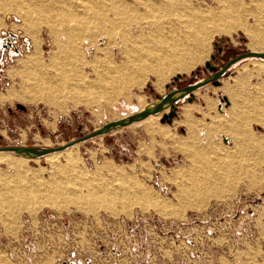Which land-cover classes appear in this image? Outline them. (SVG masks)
I'll list each match as a JSON object with an SVG mask.
<instances>
[{"label":"rangeland","instance_id":"obj_1","mask_svg":"<svg viewBox=\"0 0 264 264\" xmlns=\"http://www.w3.org/2000/svg\"><path fill=\"white\" fill-rule=\"evenodd\" d=\"M165 1L0 0V147L75 144L54 160L5 153L0 264H264V58L235 62L219 84H204L146 123L74 141L213 75L206 61L218 69L252 50L242 27L264 19V0H167L173 8ZM193 10H210L220 30L204 40ZM155 39L174 56L170 64L160 65V78L148 72L141 87L123 90L115 68L129 58L126 77L153 70L139 60ZM62 80L68 90L92 88L76 95L78 104L70 90L52 97L49 88ZM174 110L171 122L161 120ZM211 168L228 179L179 205L181 181ZM52 183L77 191L79 207H16L18 194L29 199L35 185ZM114 197L124 199L110 204Z\"/></svg>","mask_w":264,"mask_h":264},{"label":"bare ground","instance_id":"obj_2","mask_svg":"<svg viewBox=\"0 0 264 264\" xmlns=\"http://www.w3.org/2000/svg\"><path fill=\"white\" fill-rule=\"evenodd\" d=\"M165 3H166L165 4L166 7L173 8V4H171V2L166 0ZM189 15H190V17L193 18V21L200 27L199 28L200 29L199 34L204 40L209 35L212 37V35L216 34L220 30V25L221 24H218V21H216V18L214 16V14L210 10H207L205 12L193 10V11H190ZM256 17H257V15H256ZM261 17H260V19L258 17L255 19L256 20V26H253L251 28L242 27L244 32H245V34L247 36H249V38H250V41H251L250 48L252 50H255V51H258V52L262 48L263 43H264V19H261ZM262 26H263V28H262ZM238 27H239V25H238ZM209 29H212L213 31L210 32V31H208ZM231 31H232V29L228 30L227 34L230 33ZM74 37L72 36L71 38H74ZM79 40H80V38H79ZM156 40L157 39H155L153 42H150L151 40L149 42H147L148 44H153V45H152V47H147V53L145 54L144 57H142L139 60L140 63L141 62H143V63L149 62V64H153L154 65L153 70L145 68L144 70H139L137 72L134 71L135 72L134 74H137V76H134L135 78H133V76L126 77L125 76L126 75L125 72L128 71V68H127L128 67V63L130 65V62H131V60L129 58H128V61L126 63L125 62L123 63V66L120 69L117 68V67L115 68V72L114 73L120 74V76H121V78H119V79L121 81L120 83L123 85L122 86L123 90H127V89L129 90L130 88L134 87L136 83L139 85V87H141L143 85V83L145 82L146 78H147L146 75L148 74V72L154 73L157 77L160 78L161 75L164 73L162 68H159L160 65L163 63V61L166 62L167 64H170V61L172 60V58L174 56L171 53H169L168 50H165L166 47H165V49L163 48L164 46L161 45L162 42H159V41H156ZM159 44L161 46H158ZM167 49H168V47H167ZM73 52H74L75 56H79L78 52H75V50ZM260 60H263V59H260ZM53 61H54V59H53ZM71 61H73V59L70 60V62ZM36 64H37V66H40V59L37 60ZM257 64H260V62L257 63ZM71 66H73V65H71ZM258 66H260L259 68H260L261 71L264 70V65L260 64ZM42 68H43V66H42ZM123 69H124V74L122 73ZM179 71H181V70L179 69ZM131 78H133L135 80H131ZM100 80L102 82V78L101 77H100L99 81ZM163 82H165V81H161L160 80L159 83H157V88L159 90L163 89V85H164ZM47 84L48 83L45 82V85H47ZM65 85H66L65 81L62 80L61 83L56 84V85L52 86L51 88H49V92L53 93V94H51L52 97L56 93H62L64 91L66 92V91L70 90L69 92H71V94L73 95L72 96V100L75 101L76 104H78L79 97L76 96V95H78L79 92H84L85 93L89 89L92 88V86L89 85V84H86V82L85 83L82 82L81 84H77V85H75L72 88L69 87V90H68L67 86H65ZM46 90H48V89H46ZM198 90L199 89H197L196 91H198ZM42 92L44 93V91H42ZM181 96H182V94L173 95V97L171 99H169V101L167 103H165L164 109L168 110L170 104L174 100L180 98ZM47 98H48V96H47ZM39 99H40V97H39ZM49 99H51V97H49ZM33 102H35V101H33ZM154 104L155 103L148 104V105H146V108H150V107L154 106ZM158 115H161V112H158L156 114L155 113H149L146 116H144L143 119H141L140 121H135L133 123H146L148 120H151L152 117H158ZM159 118H160V116H159ZM133 123H130V124H133ZM73 145H75V144H71L67 148H64V149H61V150H53V152L47 153L44 156L48 157L49 160H54L56 158L57 154L62 153V152H69L68 151V150H70L69 148H71V146H73ZM34 149H38V148H34ZM5 153L9 154L10 152L9 151L6 152V151L0 150V161L4 160V159L6 160V159L9 158ZM17 154L20 155V157L23 158V159H30V158H38V157H40V156L31 157V156H29L27 154H21V153H17ZM188 174L189 175L186 176L187 181H184V182L181 181L182 183H180L179 187H178L179 194L177 195V197H178V199L181 200V201L179 200V203H180V204L178 203L179 205L183 204V205H187L188 206V204L191 203V201L189 199H191L192 196L194 197V195H197L199 190L200 191H203V190L206 191L208 187L218 186L219 184L221 185L222 181L228 179L227 170H222L220 168H211V169H209V171H207L206 169L205 170L195 169L194 171H190ZM3 183H4V179L0 178V186L3 187V186L6 185V182L4 184ZM49 187H54L53 188L54 191L50 193L49 192ZM46 191L49 194L46 193L45 195H43V192H46ZM143 193L139 194L138 199H140V196H141V199L144 200L143 202L145 204V196H146V194L144 193L145 195H143ZM31 194H33V197H31L29 199H28V196L25 197L26 194L25 195L18 194L21 197V200H20L19 203L15 204L16 207H19L21 209H26L27 208L26 206L28 205V203L29 204L32 203V205L35 203L38 208H41V207H43L45 205H48V206L55 207V208L58 207V209L60 208V210H63V209H65L68 206V204L71 205L70 203H72V202L75 205H77V206H78V203H79V201H78L79 198L77 197V195H78L77 191L73 190V188L71 189L70 187L69 188L66 187L62 183H59V184L58 183H56V184L52 183V184H50V186H47V185H42L41 186L40 184L35 185L31 189ZM7 196L8 197H5V202L6 203H10L11 201L15 200L17 194L11 193V195H7ZM118 199H122L123 200L124 198L114 197L109 202L111 204V202L118 201ZM146 199H147V197H146ZM181 202H183V203H181ZM110 204H107V206H105V207L109 208L111 206ZM152 205L156 206L159 209V211H164L166 209V207L163 206L160 202H155V203L152 202ZM85 207H86V205H85ZM66 209H68V208H66ZM109 209H111V208H109ZM115 211H116V209L113 210V212H115Z\"/></svg>","mask_w":264,"mask_h":264},{"label":"water","instance_id":"obj_3","mask_svg":"<svg viewBox=\"0 0 264 264\" xmlns=\"http://www.w3.org/2000/svg\"><path fill=\"white\" fill-rule=\"evenodd\" d=\"M248 56H256V57L264 58V52H258L255 50H248V52H244V53H241V54L235 56L232 60H230L229 62H227L225 65H223L222 67H220L218 69L214 65H212V63L210 61H206L205 65L208 69H210L211 71L214 72L213 75H211L207 78H204L201 81L188 84V86L179 87V88L175 87V88L169 90L168 92L162 94L158 98V100L154 104V106H152L150 108L143 109V111H141V112L129 114L126 117L119 118V119L113 120L112 122L105 123L103 126L98 127V129H96L90 133H87V134L83 135L82 137H80L78 140H74V141H83L85 139L97 136L98 134H103V133H107L109 131H112L115 128L128 126V124H130V123H133L135 121H140L141 119H143L144 116H146L149 113H155L156 114L164 108L165 103H167L169 101V99H171L173 97V95H175V94H182V96L188 95V100H189L192 98L191 94L196 89H199L200 87H202L204 84H207L209 82H212L215 85L219 84L218 78L220 76H222L229 67H231L235 62H237L241 59L248 58ZM211 57L215 58L213 55ZM178 78H179V76L175 77V79H178ZM167 87H169V85H167ZM173 102L170 105H173ZM17 107L21 108L22 104L21 105L18 104ZM174 114H175V110L171 111L169 113H165V114H163V118H161V120L162 121L167 120L168 122H171L172 121L171 118L174 116ZM72 143H73V141L68 142V144H64L61 146H55L53 148L39 147L38 149L28 148L25 146H22V147L21 146H7V147H0V150H2V151L10 150V151H14L15 153L27 154L31 157H38V156H43L47 153L53 152V150H61V149L67 148L68 145H71Z\"/></svg>","mask_w":264,"mask_h":264},{"label":"crops","instance_id":"obj_4","mask_svg":"<svg viewBox=\"0 0 264 264\" xmlns=\"http://www.w3.org/2000/svg\"><path fill=\"white\" fill-rule=\"evenodd\" d=\"M190 112V111H189ZM190 114V113H189Z\"/></svg>","mask_w":264,"mask_h":264}]
</instances>
